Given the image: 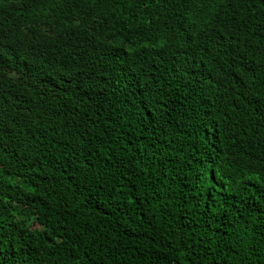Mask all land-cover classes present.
Returning <instances> with one entry per match:
<instances>
[{
	"label": "trees",
	"instance_id": "obj_1",
	"mask_svg": "<svg viewBox=\"0 0 264 264\" xmlns=\"http://www.w3.org/2000/svg\"><path fill=\"white\" fill-rule=\"evenodd\" d=\"M51 1L60 35L14 41ZM0 23L17 45L0 59V264H264V0H0Z\"/></svg>",
	"mask_w": 264,
	"mask_h": 264
},
{
	"label": "clouds",
	"instance_id": "obj_2",
	"mask_svg": "<svg viewBox=\"0 0 264 264\" xmlns=\"http://www.w3.org/2000/svg\"><path fill=\"white\" fill-rule=\"evenodd\" d=\"M40 11L49 13L48 20H46L45 22L31 23V26L34 29V35L31 38H27V39L24 38V25H20L18 27L20 36L16 37L14 41H16L17 43L19 42L23 44L22 46H25L26 44H33L36 46V48H43L47 40L53 41L57 36L60 35L64 25L58 22L59 13H58L57 5L51 1L50 9L43 7ZM126 12L130 16L138 15L137 13H141L139 9L138 11H136L135 14H133V12L128 8H126ZM3 27H5L6 29L7 24L2 25L0 23V59L10 54L14 50V48L17 46V45H14L13 47H10V48L5 46V42H4L5 40L2 36ZM118 33L119 31L117 29L111 31V36L107 39V42L109 43ZM227 34L231 39H233V41H236L231 36L229 31H227ZM211 46L216 47V45H211ZM209 52L210 50L208 48L204 46H198L194 51V56L191 59H189V61L190 62L195 61L196 57L198 56L199 58H201L200 59L201 62H203L205 57L209 54ZM4 67L10 68V66L6 62L0 60V68H4ZM181 69L182 68H180L179 70ZM179 70H169L168 71L165 79L162 82V85H165L168 88L173 89V90H167V91L176 92L180 88H183L182 84L179 83L177 80V75L179 73ZM139 73L141 76V82L139 85V89L138 88L135 89L132 94L120 99V102H121L120 107L124 113L131 114L132 110L136 106L140 107L144 99V95L146 94V91H147L146 80L140 71ZM161 93H163L162 89H161ZM168 104L172 105L173 107L175 106L174 104H171V103H168Z\"/></svg>",
	"mask_w": 264,
	"mask_h": 264
}]
</instances>
